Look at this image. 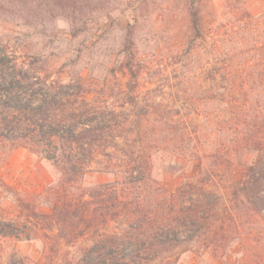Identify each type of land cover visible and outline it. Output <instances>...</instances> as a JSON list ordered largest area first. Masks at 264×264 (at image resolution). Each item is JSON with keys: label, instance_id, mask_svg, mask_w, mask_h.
<instances>
[{"label": "rangeland", "instance_id": "obj_1", "mask_svg": "<svg viewBox=\"0 0 264 264\" xmlns=\"http://www.w3.org/2000/svg\"><path fill=\"white\" fill-rule=\"evenodd\" d=\"M194 1L200 37L191 0H100L85 21L49 0H0V49L42 82L80 84L67 106L112 129L81 178L35 142L0 136V222L21 231L0 234V264H104L134 223L148 258L130 264H264V207L233 191L264 157V0ZM61 179L75 204L92 200L90 218L35 223L19 198L51 213ZM187 181L202 192L191 195ZM164 225L181 240L152 239Z\"/></svg>", "mask_w": 264, "mask_h": 264}, {"label": "trees", "instance_id": "obj_2", "mask_svg": "<svg viewBox=\"0 0 264 264\" xmlns=\"http://www.w3.org/2000/svg\"><path fill=\"white\" fill-rule=\"evenodd\" d=\"M99 1L49 0L50 3L59 5L61 12H75L83 21L89 18L95 8L99 7L97 6ZM189 11L195 35L197 37L203 36L199 4L191 0ZM129 39L131 40V38ZM131 60L132 58H128L125 65H127L132 74H136ZM30 70L25 64L16 61L6 48L0 49V136L13 141L25 139L27 144L30 141L35 142V147H38V150L47 152L45 156L47 159L60 166L63 175L70 174L71 176H76V178H81L87 171V162L92 158L97 148L105 145L106 138L112 133V129L104 122V116H99L93 111L90 112L89 108L78 110L67 106L69 101L70 103L75 101V99L71 100V96L75 95V88L79 87L80 84L63 86L56 83L42 82L35 78ZM83 103L88 105L85 99H83ZM58 111H60L59 119L56 117ZM261 146L264 147L263 143ZM65 180L61 179L59 181L60 185L51 188L56 191L51 206V213L40 214L23 198H19L21 205L30 209L29 216L34 218L35 223L38 224L43 219H53L58 223L61 221L66 223L67 220L75 217H81V219L90 218L88 215L94 209L91 208L92 200L85 199L83 200L84 204L80 206L75 204L73 200L68 199ZM71 180L72 178L68 177L67 182ZM184 184L190 187L191 195L202 192L201 188H199L201 186L199 182L190 183L187 181ZM103 185L101 184L100 186L103 187ZM61 188H63V194L60 193ZM179 191L183 193L184 187H181ZM233 191L237 197L242 193L246 202L255 211H259L264 207V157L247 165V169L238 184H235ZM94 194L93 192L92 195ZM217 200L216 198V203ZM115 206L116 208L114 207L112 213L113 215H119L118 204ZM96 215H103V213L98 212ZM198 218L197 216L193 218L191 221L192 225L198 222ZM50 223L52 225V222ZM67 225L65 230L61 227L60 232L62 234L68 233ZM87 226H92V222H88ZM136 227L137 224H132L127 238L121 240L122 246L119 249V253L114 246L117 240L111 239L113 245L111 244L110 246L115 250L109 252V258H104L101 263L130 264L131 261L148 258L138 248V239H136L132 230V228ZM156 231L150 233V235L152 239H159L161 243H168L171 238L181 240L177 232L169 225L162 226L160 230L156 228ZM20 233L21 231L14 227L12 222L7 224L0 222L1 235L19 236ZM31 233L32 230L27 232L26 240L32 238ZM80 234H85V231L81 230ZM194 235L187 234L185 238L188 237L187 239H190ZM93 251L92 249L87 252L92 253ZM97 258H94L95 260L93 258H91L92 260H86L88 258L84 257L83 259L85 264H94L97 263Z\"/></svg>", "mask_w": 264, "mask_h": 264}, {"label": "crops", "instance_id": "obj_3", "mask_svg": "<svg viewBox=\"0 0 264 264\" xmlns=\"http://www.w3.org/2000/svg\"><path fill=\"white\" fill-rule=\"evenodd\" d=\"M27 243H29L28 240H24L22 238L18 239V246L19 247H23V245H26Z\"/></svg>", "mask_w": 264, "mask_h": 264}]
</instances>
